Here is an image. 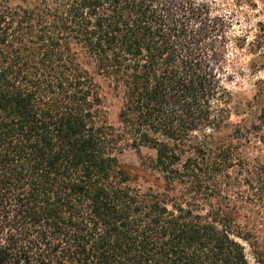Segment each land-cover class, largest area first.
Masks as SVG:
<instances>
[{
    "label": "trees",
    "instance_id": "1",
    "mask_svg": "<svg viewBox=\"0 0 264 264\" xmlns=\"http://www.w3.org/2000/svg\"><path fill=\"white\" fill-rule=\"evenodd\" d=\"M258 16L264 0H0V264H264Z\"/></svg>",
    "mask_w": 264,
    "mask_h": 264
},
{
    "label": "rangeland",
    "instance_id": "2",
    "mask_svg": "<svg viewBox=\"0 0 264 264\" xmlns=\"http://www.w3.org/2000/svg\"><path fill=\"white\" fill-rule=\"evenodd\" d=\"M222 1H227V0H222ZM260 6L262 3H259ZM253 18V17H252ZM264 18L263 16H258L257 18H253V21H257V19ZM252 56L248 54L246 51H244V54L240 55V60L239 63L241 65H245V63L251 58ZM260 77H264V74L261 73ZM239 82L233 84L231 86L232 90L235 93L234 101H233V109L234 111H240L243 107V103L250 98L252 94V86L250 85V82L252 78L248 76V73H244V75H241L239 78ZM106 107H107V115H108V120L110 123H112L114 126H118V120H117V112L119 108V103L115 99H107L106 101ZM239 119V116H236L235 114L231 115V120L232 121H237ZM141 152L143 155H150L154 156L155 151L149 148H141ZM119 158L120 160L127 164V165H132V166H139L140 165V159L138 155L136 154L135 150L129 147L127 144L124 143L122 145V149L120 150L119 153ZM139 185L146 189L150 185L152 187H156V185H160V182L155 178L154 175H149L145 174L142 176L139 180Z\"/></svg>",
    "mask_w": 264,
    "mask_h": 264
}]
</instances>
